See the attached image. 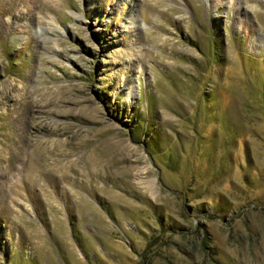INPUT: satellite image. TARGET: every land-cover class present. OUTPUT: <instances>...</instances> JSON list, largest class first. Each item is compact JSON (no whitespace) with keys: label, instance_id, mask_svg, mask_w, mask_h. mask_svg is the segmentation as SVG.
Wrapping results in <instances>:
<instances>
[{"label":"rangeland","instance_id":"374dc122","mask_svg":"<svg viewBox=\"0 0 264 264\" xmlns=\"http://www.w3.org/2000/svg\"><path fill=\"white\" fill-rule=\"evenodd\" d=\"M0 264H264V0H0Z\"/></svg>","mask_w":264,"mask_h":264},{"label":"bare ground","instance_id":"6f19581e","mask_svg":"<svg viewBox=\"0 0 264 264\" xmlns=\"http://www.w3.org/2000/svg\"><path fill=\"white\" fill-rule=\"evenodd\" d=\"M94 157H95V153H93V152L87 153L85 155L84 165L87 166L88 164H90L91 161L95 159ZM144 188L147 189V191L149 192V195H151V197H152L153 196V193H152L153 192V180L145 182Z\"/></svg>","mask_w":264,"mask_h":264}]
</instances>
